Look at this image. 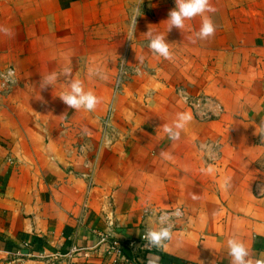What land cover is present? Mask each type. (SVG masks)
Returning <instances> with one entry per match:
<instances>
[{
  "label": "crops",
  "instance_id": "0c3cea01",
  "mask_svg": "<svg viewBox=\"0 0 264 264\" xmlns=\"http://www.w3.org/2000/svg\"><path fill=\"white\" fill-rule=\"evenodd\" d=\"M132 2L0 0V27L12 32H0V70L12 68L17 80L8 94H0V264H147L150 255L159 264H231L227 240L233 235L254 258H264V139L259 135L264 113L256 101L240 95V104L250 110L236 133L244 142L225 144L222 161L208 165L191 128L179 141L167 138L162 126L175 116L165 114L153 124L150 113L132 114V129L122 130V143L86 144L81 152L85 137L95 142L100 132L88 133L79 121L83 111L73 114L59 99L64 84L40 88L46 74L71 64L72 55H86L82 29L88 11L101 16L106 8ZM164 2L176 7L175 0ZM210 2L216 11L206 15L215 26L237 24L238 44L254 50L249 43L256 36L261 42L259 28L252 33L246 25H263L264 0L246 2L254 15L245 14L241 0ZM167 19L158 22L167 24ZM185 23L182 30L159 33L166 34L170 50L195 58L193 68L181 65L182 75L177 73L193 88L209 83L199 73L201 65L216 53V37L226 40L227 35L223 26L218 35L193 43L201 17ZM259 54L264 56L262 45ZM172 61L165 60V69ZM205 86L209 91L214 84ZM90 117L97 119L93 112ZM200 136L204 140L212 133ZM256 139L260 143H248ZM174 207H182L184 217L175 222L172 239L163 249H145L140 236L155 228L154 213ZM113 240L121 250L110 256Z\"/></svg>",
  "mask_w": 264,
  "mask_h": 264
},
{
  "label": "rangeland",
  "instance_id": "374dc122",
  "mask_svg": "<svg viewBox=\"0 0 264 264\" xmlns=\"http://www.w3.org/2000/svg\"><path fill=\"white\" fill-rule=\"evenodd\" d=\"M241 1L245 2V14L251 12L254 15V10L246 6L248 0ZM137 7L141 15L136 17L134 38L131 41L127 39V33L133 9ZM174 8L166 6L164 0H133L129 6L106 8L101 16L94 10L87 12L88 24L86 30L82 29L87 37L86 55H72L71 64L65 66L71 68L70 78L82 80L85 89L92 90L101 101L91 111L97 115L96 120H91L90 112L81 110L83 112L79 121L87 127V132L94 128L100 132L95 142H90L91 136L85 137L88 141L80 143L81 152L83 147H87L86 144L98 146L112 145L117 141L122 143L124 139L121 134H126L122 130L132 129V114L150 113L152 121L149 123L153 124L164 120V114L174 117L178 112H190L193 119L184 131L189 128L194 131L190 133L196 134L194 143L202 151V161L210 165L222 161V148L225 144L244 142L240 137V140L236 138V133L242 131L247 118H250V110L245 104H240V95L243 99L248 97L256 101L259 105L257 110L264 113V56L259 54V45L264 47V23L246 25L252 33L256 27L259 28L261 42L256 36L249 43L255 46L254 50L238 44L237 24H230L227 29V24L216 25L219 28H216V35L225 26L227 36L226 40L216 37V53L209 55L208 61L205 57L201 65L199 73L209 77V83L204 80L200 82L204 83L203 87L199 88V83L198 87L191 88L180 81V66L191 63L193 68L195 58L184 53L177 54V49H172V65L165 69L166 59L148 48L149 40L144 35L148 31L154 34L166 32L164 29L159 30L167 27V24L159 23L158 18L168 16ZM98 17L102 20L99 21ZM90 69L98 74L90 77ZM56 73L61 74L58 82L65 85L63 71ZM210 82L214 84V93L213 89H206L205 84L210 86ZM10 90L0 88V94H8ZM224 90L226 95L221 93ZM182 92L187 95L186 102L182 101ZM75 112L73 110V114ZM78 122H75L76 125ZM203 133L207 136L212 133V136L203 140L200 136ZM248 143L260 142L256 139ZM176 208L158 210L154 216ZM158 226L155 221V228ZM174 228L175 224L172 232Z\"/></svg>",
  "mask_w": 264,
  "mask_h": 264
},
{
  "label": "clouds",
  "instance_id": "9594fccd",
  "mask_svg": "<svg viewBox=\"0 0 264 264\" xmlns=\"http://www.w3.org/2000/svg\"><path fill=\"white\" fill-rule=\"evenodd\" d=\"M176 7L170 10L168 13L167 32L171 31L173 27L182 30L186 27V21H190L195 17H201V24L198 31L194 33L192 42L197 40H208L212 38L216 33V26L210 16L207 13H214L216 9L211 5L210 0H175ZM141 15L139 7L133 9L131 16L130 27L127 33V39L134 38V32L136 28V17ZM0 32L5 35H12V32L8 28L0 27ZM148 40V48L157 56L166 60L172 59L171 45L166 42V34L153 33L148 31L144 34ZM98 72L89 70V76L97 75ZM15 71L9 69L7 73L0 75V79H3L6 83L16 84ZM66 84L63 91L58 95L59 99L68 106V108L75 111L85 110L88 112L94 111L98 104L101 102L100 98L92 91L86 90L82 80L71 77V68L66 67L62 73ZM61 74L51 72L46 74L42 80L40 88L52 87L55 85ZM183 102L187 101V95L181 93ZM203 115V114H202ZM193 117L190 112H178L169 124L162 126L163 133L167 138L173 142L179 141L181 138V132L192 121ZM259 135L264 139V125H261ZM210 153V150H209ZM211 154V153H210ZM165 159H172L171 154L162 153ZM261 193L264 194V187L261 188ZM184 215L180 207H177L171 212H165L158 216L156 223L159 225L157 228L149 227L142 236V239L146 242L143 247L149 251L152 248L163 249L167 246V242L172 239V229L174 227L173 220L182 218ZM227 252L231 257V264H264V258H254L250 252L246 243L238 236H231L227 240ZM147 264H159V258L155 256H149Z\"/></svg>",
  "mask_w": 264,
  "mask_h": 264
},
{
  "label": "built area",
  "instance_id": "2783aa9c",
  "mask_svg": "<svg viewBox=\"0 0 264 264\" xmlns=\"http://www.w3.org/2000/svg\"><path fill=\"white\" fill-rule=\"evenodd\" d=\"M9 69H12V68H8V69H5V70H0V75H3V74H5V73H7V71L9 70ZM9 85H11V83H6L3 79H0V88H4V89H8V86ZM182 211H183V209H181ZM171 211H173V210H170V211H165V212H171ZM165 212H159V213H157L154 217H155V221H157V218H158V216L160 215V214H162V213H165ZM183 213H184V211H183ZM183 217H184V215H183ZM182 217V218H183ZM178 219H181V218H177V219H174L172 222H173V224H175V222L178 220ZM145 233V232H144ZM143 233V234H144ZM143 234L140 236V239L142 240V241H144L143 239H142V236H143ZM145 242V241H144ZM146 243V242H145ZM120 250H121V248H120V243L117 241V240H113V241H111V243H110V245H109V247H108V249H107V254H109L110 256H114V255H116V254H118L119 252H120Z\"/></svg>",
  "mask_w": 264,
  "mask_h": 264
},
{
  "label": "trees",
  "instance_id": "16d2710c",
  "mask_svg": "<svg viewBox=\"0 0 264 264\" xmlns=\"http://www.w3.org/2000/svg\"><path fill=\"white\" fill-rule=\"evenodd\" d=\"M185 264V263H184Z\"/></svg>",
  "mask_w": 264,
  "mask_h": 264
}]
</instances>
